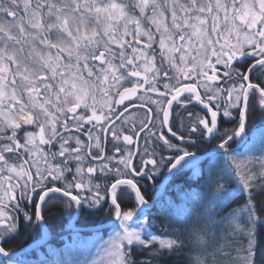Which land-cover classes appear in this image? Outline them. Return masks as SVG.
I'll list each match as a JSON object with an SVG mask.
<instances>
[{"label": "snow or ice", "instance_id": "snow-or-ice-1", "mask_svg": "<svg viewBox=\"0 0 264 264\" xmlns=\"http://www.w3.org/2000/svg\"><path fill=\"white\" fill-rule=\"evenodd\" d=\"M257 104L264 0H0V244L21 219L46 238L56 200L76 214L110 200L114 219L89 237L75 228L40 264H257L264 128L246 131ZM186 170L204 191L149 204V185L162 196ZM238 192L244 207L220 215ZM128 201L136 209L122 211ZM154 215L170 238L153 233ZM28 252L0 246L9 264H30Z\"/></svg>", "mask_w": 264, "mask_h": 264}, {"label": "trees", "instance_id": "trees-1", "mask_svg": "<svg viewBox=\"0 0 264 264\" xmlns=\"http://www.w3.org/2000/svg\"><path fill=\"white\" fill-rule=\"evenodd\" d=\"M258 74V73H257ZM131 111V110H130ZM221 129L232 128V124L221 123ZM264 128V111H261L258 104L252 108L250 115L246 122V131L249 136L253 133L258 132L259 129ZM219 143V140L212 141L209 143H198L197 148H193L192 151H207ZM235 147V145H234ZM166 172V170H165ZM191 171L186 170L182 175L178 177H172L168 179L164 194L159 197L158 202L163 201L165 197L170 198L177 205L181 204L180 193L187 189H196L197 191H204L200 188L203 183L202 179L193 178L190 179ZM165 181V174L162 173L156 180L155 184L157 188ZM180 185L181 187L177 189L175 186ZM157 191L153 190L151 185H149L148 190L144 193L146 199L149 203H152ZM119 202V201H118ZM247 203V193L238 192L236 196L232 199L228 208L224 209V212L220 213L223 215L232 209L243 208ZM254 203L257 207L264 206V193H256ZM110 200L105 203L103 207L98 210H91L85 208L84 211L80 212L74 220V227H69L70 221L73 220V216L76 215L73 209H65L62 201L56 200L50 203L44 210L43 216L48 229V237L44 243L37 244V241H41L44 238L39 227L25 226L23 220L19 224L18 234H14L11 238L7 239L6 242L0 244L5 248V251L9 254L20 253L22 249H29L27 253L30 264H40V260L43 259L47 253L50 246L59 248L65 241L70 242V237L75 228L87 229L81 232V236L89 237L96 235L91 229H94L100 225H105L112 219H114V212L107 211L109 209ZM122 211H127L130 209L135 210L136 205L132 201L121 203ZM157 209L155 207L149 209V212L155 214ZM155 226L152 231L154 234L158 235L160 238H170L164 233L166 226L165 218L159 215H154ZM178 226V225H177ZM102 235L106 236V234ZM63 237V240L61 239ZM258 246L259 250L257 252L256 260L257 264H264V227L258 228ZM158 248V244L154 246ZM152 249H138L135 258L138 260L146 259ZM23 258V257H22ZM0 264H9V257H5L0 254ZM165 264H184V254L172 255Z\"/></svg>", "mask_w": 264, "mask_h": 264}, {"label": "water", "instance_id": "water-1", "mask_svg": "<svg viewBox=\"0 0 264 264\" xmlns=\"http://www.w3.org/2000/svg\"><path fill=\"white\" fill-rule=\"evenodd\" d=\"M164 183H165V181H164ZM164 183H163V184H164ZM159 195H160V194H159L158 191H157V193H156V195H155V198L158 197ZM149 204H152V203H149ZM77 215H78V214L75 215V218L77 217ZM74 220H75V219H74ZM74 220L71 221V222H72V225H74ZM107 224H108V223H107ZM105 225H106V224H105ZM72 227H73V226H72ZM47 237H48V235H47ZM47 237H46V238L44 237V238L41 240V241H42L41 243H44L45 240H47ZM41 243L34 244V245H32L31 247H29V248H32L33 246H36V245L41 244ZM11 256H12V254H9V257H11Z\"/></svg>", "mask_w": 264, "mask_h": 264}, {"label": "rangeland", "instance_id": "rangeland-1", "mask_svg": "<svg viewBox=\"0 0 264 264\" xmlns=\"http://www.w3.org/2000/svg\"><path fill=\"white\" fill-rule=\"evenodd\" d=\"M256 134L258 135L259 134V132H256ZM75 225H73V227H74ZM49 234V233H48ZM110 237L108 236V235H106V236H103V239L102 240H100V243H103L104 242V240H107V239H109Z\"/></svg>", "mask_w": 264, "mask_h": 264}, {"label": "flooded vegetation", "instance_id": "flooded-vegetation-1", "mask_svg": "<svg viewBox=\"0 0 264 264\" xmlns=\"http://www.w3.org/2000/svg\"><path fill=\"white\" fill-rule=\"evenodd\" d=\"M167 185V184H166ZM166 187V186H165Z\"/></svg>", "mask_w": 264, "mask_h": 264}]
</instances>
